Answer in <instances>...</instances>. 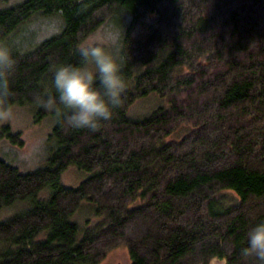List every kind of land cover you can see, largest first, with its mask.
Masks as SVG:
<instances>
[{
	"label": "trees",
	"instance_id": "trees-1",
	"mask_svg": "<svg viewBox=\"0 0 264 264\" xmlns=\"http://www.w3.org/2000/svg\"><path fill=\"white\" fill-rule=\"evenodd\" d=\"M120 13L114 62L75 81L104 50L81 43ZM54 16L57 33L28 38ZM15 104L54 118V147L29 172L0 157V209L30 204L0 219V264H100L121 245L130 264H264V0L0 3V140L23 146L3 121ZM71 166L88 175L74 188Z\"/></svg>",
	"mask_w": 264,
	"mask_h": 264
},
{
	"label": "rangeland",
	"instance_id": "rangeland-1",
	"mask_svg": "<svg viewBox=\"0 0 264 264\" xmlns=\"http://www.w3.org/2000/svg\"><path fill=\"white\" fill-rule=\"evenodd\" d=\"M22 0H0V3L7 5L21 2ZM117 17H115L116 19ZM48 18L37 21L28 32V38L33 35L37 36L35 41L39 43L42 39L55 34L61 28L62 19L60 16H54L51 20ZM110 19L95 32L86 37L81 43V48H88L94 45L104 46L103 52L96 59H93L86 67L74 74L75 81L87 79L93 73L102 70L103 64L114 62L117 56V49L121 30L117 27L120 23L122 26L128 21V16L123 13L118 15L116 20ZM31 22V21H30ZM54 32V33H51ZM23 33V32H22ZM51 33V34H50ZM49 34V35H48ZM24 33L22 34V36ZM34 38V36H33ZM108 64V63H107ZM162 100L159 96L153 94L149 98L138 99L129 109L128 115L136 118L150 113ZM156 104V106H154ZM3 121L11 125L13 131L20 132L21 138L24 141L23 146H15L10 144L6 139L0 140V157L5 159L10 165L15 166L20 172L33 171L46 163V159L54 147L51 139L52 128L55 124L53 117H46L41 122L33 121V110L29 106L13 105L9 107L3 117ZM188 128L182 127L175 133L166 138L167 142L179 141L186 134ZM87 173L78 170L76 167L67 168L61 175L60 181L67 187H77L82 181L87 178ZM229 195H234L233 191H227ZM39 198L48 195L47 193L39 192ZM29 203L18 202L11 208L0 209V219L8 218L13 214L20 213L29 208ZM92 206L89 202H83L80 210L73 216V220L80 224L83 229L85 226L95 224L97 221L91 214ZM222 259H216L210 264H224ZM130 256L126 246L121 245L116 249L108 252L106 258L100 264H130Z\"/></svg>",
	"mask_w": 264,
	"mask_h": 264
}]
</instances>
